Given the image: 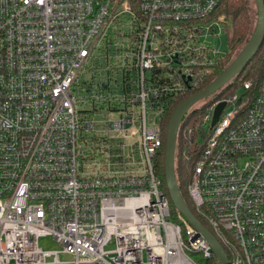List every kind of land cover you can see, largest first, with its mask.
<instances>
[{
    "label": "built area",
    "instance_id": "obj_1",
    "mask_svg": "<svg viewBox=\"0 0 264 264\" xmlns=\"http://www.w3.org/2000/svg\"><path fill=\"white\" fill-rule=\"evenodd\" d=\"M220 2L0 0V264H217L171 216L156 155L226 53L203 45L227 34ZM238 100L203 117L187 192L228 264H264V71Z\"/></svg>",
    "mask_w": 264,
    "mask_h": 264
},
{
    "label": "trees",
    "instance_id": "obj_2",
    "mask_svg": "<svg viewBox=\"0 0 264 264\" xmlns=\"http://www.w3.org/2000/svg\"><path fill=\"white\" fill-rule=\"evenodd\" d=\"M218 5L219 6L215 12V15L223 14L227 18H231L230 32L226 34L229 50L226 51L225 55L222 57V59H220L218 66L215 67L213 72L208 77H205L202 80V82H200L199 86H196L194 88L193 87L188 88L184 91L182 95L177 96V98L173 101L174 104H172L169 107L170 111L167 114V118H165L164 120L165 121L164 127H166V124L169 122L172 113L180 105V103H182L190 96L197 94L203 89H205L218 75L221 74L222 71H224L229 66V64L236 57L235 56L233 58V53L238 49L239 45H243V47L246 45L253 32V30L251 29V13L248 5V0H221L220 4ZM243 47L240 49V51L243 49ZM263 50H264V45L262 44L257 54L245 67V69L242 71L240 75L235 77L226 86L222 87L221 90H219L216 94L202 101L199 106H195L194 108H192L191 111H189L185 115V117H183L184 119L180 123L177 139H176V146H175L174 174L176 178L177 188L183 200L185 201L187 207L192 212V214L196 216L198 219L199 217L195 213L193 204L186 193V185H188L190 180V168L195 161V158H193L192 155L196 150V148L198 147L195 130L197 129L199 124V117H198L199 113H201L206 108L212 107L215 103L219 101L232 98V96H235L238 88H242L244 90L243 88L244 82H250L252 86H250L251 89L244 90L246 93L241 97H239L238 102L242 100L246 101L248 108V106L252 102L251 100L255 97L257 86H259L264 71ZM188 129L192 130V134L190 136L188 135L183 136L184 133L183 131H187ZM163 138H164L163 142L165 148L166 136ZM183 153L186 154L190 160L187 161L186 159H184ZM156 161L158 162L157 173H159L163 181L164 190L165 192H167L164 181L163 151L160 152L158 159ZM174 212L176 213L175 210ZM224 249L227 255L229 256L227 249L226 248Z\"/></svg>",
    "mask_w": 264,
    "mask_h": 264
},
{
    "label": "water",
    "instance_id": "obj_3",
    "mask_svg": "<svg viewBox=\"0 0 264 264\" xmlns=\"http://www.w3.org/2000/svg\"><path fill=\"white\" fill-rule=\"evenodd\" d=\"M256 7V23L253 32L235 59L229 66L221 72L205 89L184 100L172 113L165 139L164 150V181L167 194L174 210L198 233H200L208 242L213 255L217 258V264H228L227 256L222 246L217 242L213 235L201 224V222L192 214L183 200L176 183L175 178V145L180 123L185 115L191 111L199 102L208 99L216 94L222 87L226 86L235 77L240 75L245 67L257 54L264 42V3L263 0H253ZM226 104L221 102L216 105L212 117L211 127L215 125L223 112Z\"/></svg>",
    "mask_w": 264,
    "mask_h": 264
},
{
    "label": "rangeland",
    "instance_id": "obj_4",
    "mask_svg": "<svg viewBox=\"0 0 264 264\" xmlns=\"http://www.w3.org/2000/svg\"><path fill=\"white\" fill-rule=\"evenodd\" d=\"M248 5H249L250 13H251V29L253 30V28L255 27V23H256V7H255V4H254L253 0H248ZM227 23H228V26H227V32L226 33H229L230 32L231 18H227ZM203 45L205 47H208L211 50H217V51H219L221 53L226 52V51L229 50V46H228V42H227V39H226V35H222L220 38L209 37L206 41L204 40V44ZM242 47H243V45H239L238 49L233 53V58L235 56H237V54H239L238 52H240V49ZM83 78L84 77H82V79ZM85 78H87V76H85ZM82 79H80V81H82ZM245 93L246 92L242 88H238L237 91H236L235 96L241 97ZM201 102H199L195 106H199ZM226 109H227L226 111H228L231 108H229L227 106ZM207 113H208V108L204 109L201 113H199V116H198L199 117V124H198V127H197L198 128V133L196 134V136H197L196 141L197 142L201 141V139H200L201 136H202V131L201 130H207L208 129V124H205V125L202 124V119L205 116V114H207ZM164 123H165V121H164ZM167 126H168V123L166 124V127H165L164 137L166 136ZM187 128H189V127H187ZM164 150H165V148H163V154H164ZM186 193L188 195L187 185H186ZM166 195L168 197V194H166ZM168 199H169V197H168ZM169 202H170V200H169ZM170 211L172 212L171 216L174 218L175 215H177V214L174 212V208H173L171 202H170ZM38 244H39V247L42 248L45 251H59L60 250L59 246L50 238H41V239H39ZM192 257H196V256L192 255ZM197 257H199V255ZM60 259L61 260H67L68 258L61 255ZM201 263L202 264H215V258L213 260H209V261L202 260Z\"/></svg>",
    "mask_w": 264,
    "mask_h": 264
},
{
    "label": "bare ground",
    "instance_id": "obj_5",
    "mask_svg": "<svg viewBox=\"0 0 264 264\" xmlns=\"http://www.w3.org/2000/svg\"><path fill=\"white\" fill-rule=\"evenodd\" d=\"M238 98H239V97H238ZM205 100H206V99H205ZM221 102H223V101H221ZM221 102H219V103H221ZM219 103H218V104H219ZM224 103H225V102H224ZM225 104H226V103H225ZM215 107H216V106H215ZM215 107H214V109H215ZM225 108H226V106H225ZM225 108H224V109H225ZM213 113H214V110H213ZM221 114H222V113H221ZM220 116H221V115H220ZM212 117H213V116H212ZM219 118H220V117H219ZM164 120H165V119H164ZM218 120H219V119H218ZM218 120H217V121H218ZM162 126H163V135H162V137H164V131H165V127H164V126H165V125H164V122H163V121H162ZM177 134H178V133H177ZM163 139H164V138H163ZM175 146H176V145H175ZM163 148H164V142H163ZM163 148H162L161 152L163 151ZM159 154H160V153H159ZM158 156H159V155H156V159H158ZM174 159H175V157H174ZM174 159H173V160H174ZM174 164H175V160H174ZM195 217H196V216H195ZM201 224H202V223H201ZM202 225H203V224H202ZM203 226H204V225H203ZM204 227H205V226H204ZM205 228H206V227H205ZM206 229H207V228H206Z\"/></svg>",
    "mask_w": 264,
    "mask_h": 264
}]
</instances>
